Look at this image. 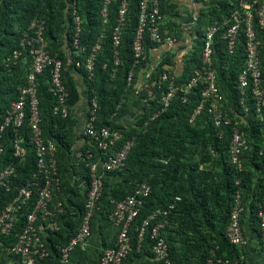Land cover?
Returning <instances> with one entry per match:
<instances>
[{"label":"trees","instance_id":"trees-1","mask_svg":"<svg viewBox=\"0 0 264 264\" xmlns=\"http://www.w3.org/2000/svg\"><path fill=\"white\" fill-rule=\"evenodd\" d=\"M102 0H0V122L10 104L16 100L19 89L25 84V75L30 68V59L23 54L16 65L5 66V59L11 52L19 48L20 38L34 18L45 21L44 38L52 56L59 58L66 66L65 54L71 50V36L74 29V17L81 19L80 44L88 51L96 39L103 34L101 49L95 62L94 77L88 80L82 69L74 65L68 66L82 73L87 85L88 103L92 98L97 101L98 127L119 129L122 132L121 143L127 140L133 146L124 167L112 172H104L103 190L98 203V211L107 215L114 203L124 200L137 184L147 183L150 194L144 199L143 207L130 227L133 245H136V229L143 219L155 211L163 210L174 203L175 207L167 217L165 225L166 241L169 245L173 264H205L206 258L213 248L218 256L230 260L237 256V246L230 244L225 238L229 223V214L233 207L234 194L239 191L243 201L254 214H257V202L264 198V122L256 118L252 101L247 100L246 115L239 103V91L236 80L240 71L243 53V38L234 56L225 50V42L221 38L222 31L216 35L215 71L220 90L225 98L228 114L235 121H240V129L250 146L242 154L243 172L237 173L229 161L228 147L231 138L229 127L215 128L210 114L203 110L194 120L191 116L197 107L200 97L194 90L186 101L177 94L169 106L161 111L159 99L162 90L154 86V99L141 105L144 93L135 94V73L142 68L133 67L132 40L137 28L138 0H128V17L123 31L120 64H112L111 28L115 23L119 2L111 5L109 25L103 30L100 9ZM233 8L227 0L218 2L217 7L205 13L207 22H221ZM163 10V9H162ZM164 12V11H163ZM197 18L198 28L206 23ZM202 24V25H201ZM197 30V31H199ZM261 40V69L264 80V29H255ZM199 34V32H197ZM145 49L153 47L146 38ZM199 49L193 52L182 75L177 82H184L192 77L193 67L199 65ZM76 59V58H75ZM115 70V71H114ZM133 71L132 84L128 87L126 78ZM163 68H158L150 75V82H156ZM63 79L69 91L67 103L70 114L67 118L53 116L52 107L55 98L48 91V75L37 77L39 110L43 136L53 140L56 146L58 171L61 178V191L54 194L53 203L61 202L65 213L56 214L49 222L38 223L42 228L41 237L51 251L50 260L57 258L56 245L67 244L77 233L85 212V202L90 186L89 171L86 168L85 156L76 158L81 169V180L85 189L71 200L64 189L63 176L72 167L77 153L90 149L98 155L93 145L75 131L76 123L71 118V109L79 99V94L71 83L66 81V69ZM137 110L134 122L123 126L118 122L130 109L131 97ZM120 105V108L118 106ZM230 110L232 112H230ZM160 112V113H158ZM152 119L154 115H156ZM11 130H7L0 144L4 152L0 157V169L13 163L17 166L18 177L13 180L9 191L0 192V210L9 203L36 169V158L29 144L28 128L25 122L22 137L24 154L21 162L13 157L11 146ZM79 138V139H78ZM82 141L79 149L73 144ZM113 178L112 180H108ZM240 183L236 184V180ZM37 198L36 191L28 204L19 213L17 223L9 236L2 237L4 246H11L21 233L26 215L32 210ZM249 199V200H248ZM52 224L58 229L53 230ZM149 240L142 243V253L149 254ZM135 253V252H134ZM133 253V254H134ZM135 255V254H134Z\"/></svg>","mask_w":264,"mask_h":264},{"label":"built area","instance_id":"built-area-1","mask_svg":"<svg viewBox=\"0 0 264 264\" xmlns=\"http://www.w3.org/2000/svg\"><path fill=\"white\" fill-rule=\"evenodd\" d=\"M221 0H218V2ZM233 4L229 15L221 22H207L197 28L193 52L199 49V65L193 67L192 77L184 82H177L178 76L172 74L168 68H163L155 83L150 82V76L144 82L135 84V94L144 93L141 105L155 97L154 86L162 90L159 104L164 111L171 100L177 95L186 101L194 90H198L199 103L194 109L191 121L203 110L210 114L215 128L226 126L230 128L231 138L228 147L229 161L237 173L243 172L242 154L250 146L240 129V121L231 118L226 110L225 98L220 90L217 73L215 71L214 43L218 32L222 31L221 38L225 42L227 55L234 56L239 49L243 38V53L240 71L236 80L239 91V103L246 115L248 110L246 101H252L256 118L264 122V80L261 69V40L257 38L255 29H264V0H227ZM119 2L115 23L111 28L112 64H120V49L123 31L128 17V0H102L100 19L103 30L109 25V12L111 5ZM137 28L132 40L133 67L138 68L146 61L148 50L144 41L147 38L153 46L165 45L172 47L176 38L165 29V13L162 10L161 0H138ZM197 20V19H196ZM196 22V21H195ZM45 21L34 18L23 31L19 48L13 50L5 59V66L16 65L23 54L30 59V68L25 75V84L20 87L18 96L5 112L0 122V140L7 130H11V146L13 157L19 162L23 159L22 131L27 123L28 141L32 146L36 158V169L32 176L20 187L14 198L0 210V253L7 252L19 257L20 264H66L72 248L77 244H84L91 235V220L98 210V203L103 190V176L98 173L99 167L103 172H112L124 167L133 146L131 140L120 142L122 132L119 129L98 127L97 101H90L88 117L82 131L87 143L94 146L98 155L86 149L77 154L78 158L85 156V165L89 171L90 186L85 202V212L81 219L76 235L67 243L56 245L57 258L50 260L51 251L41 237L38 223L49 222L56 214L65 213L61 202L53 203L55 193L61 191V178L58 171L56 146L53 140L43 136L41 129V116L39 110V97L37 77L44 73L48 75V91L55 98L52 107L53 116L65 119L70 114L67 103L69 91L63 79V72L67 66L74 65L82 69L88 80H92L95 71V62L101 49L103 34L100 35L93 46L86 51L80 44L81 19L74 17V29L71 36V50L65 54L66 66L63 61L51 55L44 38ZM76 58V59H75ZM115 71V70H114ZM134 72L127 78V86L133 82ZM120 108V105L118 106ZM230 112H232L230 110ZM160 113V112H158ZM154 115V117H156ZM4 152L0 144V157ZM18 177L17 166L13 163L0 169V192L9 191L13 180ZM236 180V184L240 183ZM36 191L37 198L32 210L26 215L25 223L17 241L11 246H4L2 237L9 236L13 231L20 211L26 206ZM147 183H139L133 192L124 200L114 203L109 220L118 227L119 232L115 246L105 248L98 257V264H173L169 245L166 241L165 225L167 217L175 207L180 197H175L174 203L167 208L155 211L148 215L136 229V245L130 234L133 220L138 217L144 199L150 194ZM258 230L261 242L264 244V198L257 202ZM247 209L241 192L234 194L232 210L229 214V223L225 232L227 241L240 246L244 243L241 228V218ZM57 230L56 224L51 225ZM149 240V254L142 253V243ZM213 248L206 258L205 264H230V260L218 256ZM135 252V253H134ZM135 255H134V254Z\"/></svg>","mask_w":264,"mask_h":264},{"label":"crops","instance_id":"crops-1","mask_svg":"<svg viewBox=\"0 0 264 264\" xmlns=\"http://www.w3.org/2000/svg\"><path fill=\"white\" fill-rule=\"evenodd\" d=\"M161 4L165 13V29L176 38V42L169 48L159 45L148 49L145 65L135 73L138 84L144 82L158 68H168L172 74L182 75L193 54V45L197 38L198 24L195 21L202 15L204 18L205 13L217 7L218 0H161ZM66 81L71 83L79 94L78 101L71 109V118L76 123L75 131L80 138L90 107L86 96L87 85L82 73L68 66ZM131 98L129 112L118 122L123 126L131 125L137 116L138 109L133 106L135 94ZM80 146L82 141H77L73 144V149L77 150ZM76 158L77 155L72 159V167L62 177L64 189L71 200H76L75 195L86 187L81 180V169ZM98 173L104 175L101 167ZM108 180L113 181V178ZM241 228L244 243L237 247V256L230 264H264V244L259 237L258 220L249 208L242 215ZM40 230L42 232V228ZM118 232V227L109 220L108 215L98 211L91 220L90 237L84 244H77L72 248L66 264H98L101 251L115 246ZM0 264H20V260L18 256L3 251L0 253Z\"/></svg>","mask_w":264,"mask_h":264},{"label":"rangeland","instance_id":"rangeland-1","mask_svg":"<svg viewBox=\"0 0 264 264\" xmlns=\"http://www.w3.org/2000/svg\"><path fill=\"white\" fill-rule=\"evenodd\" d=\"M204 21H206V18H203V19H202V22H204Z\"/></svg>","mask_w":264,"mask_h":264}]
</instances>
